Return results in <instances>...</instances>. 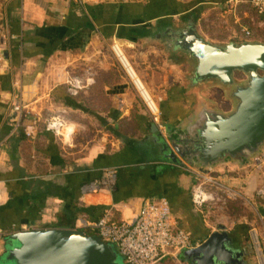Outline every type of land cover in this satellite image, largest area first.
I'll return each mask as SVG.
<instances>
[{
    "label": "crops",
    "instance_id": "0c3cea01",
    "mask_svg": "<svg viewBox=\"0 0 264 264\" xmlns=\"http://www.w3.org/2000/svg\"><path fill=\"white\" fill-rule=\"evenodd\" d=\"M213 1L209 5L221 12L227 28L222 42H264L256 35L257 28H264V13H258L247 0ZM197 7L192 5L180 14L195 13ZM148 8L142 3L104 0L10 1L6 27L0 36L3 53L0 64L1 228L9 233L78 229L94 235L91 229L81 227V221L94 224L105 213L113 220L127 221L143 203L164 197L170 203L175 227L189 232L196 248L223 226L232 238L234 249L244 253L242 264H264V224L260 219L264 217V195L259 194L264 188V165L258 170L255 165L224 164L213 170L239 195L237 198L245 209L254 213L252 218L242 216V220L231 225L227 223L228 216L211 220V216L218 215L216 206L202 210L194 206L190 195L195 182L193 172L165 159L161 148L153 142L152 131L155 126L159 131L160 128L115 56L104 61L97 58L101 71L116 72L120 77L119 82L105 85L100 91L107 104L93 109L96 123L108 130L103 136L106 139L99 143L95 137L67 148L44 129L41 120L58 115L59 111L86 112L80 102L68 96L65 82L71 73H77L84 61L93 58L90 54L94 47L104 43L111 51L114 41L133 43L126 48V53L131 65L140 72L142 79H139L149 94L158 100L155 101L164 126L171 127V132L180 131L179 123L197 113V100L192 105L183 99L195 97L190 78L185 76L179 86L176 78L171 77L190 58L174 56L177 58L162 67L149 62L150 49L146 51L144 47L148 44L146 33L169 21L154 27L144 26L145 21L162 15L160 9L151 12ZM242 28L251 31L249 38ZM152 49L150 53H157L155 47ZM21 96L33 113L26 124L38 123V133L32 139L25 138L22 131L15 134L11 131L13 115L9 108ZM132 122L140 137L117 131ZM111 171L117 175L113 190L83 192L92 182L106 181ZM253 231L259 246H254ZM159 264H191V261L181 252L165 254Z\"/></svg>",
    "mask_w": 264,
    "mask_h": 264
},
{
    "label": "water",
    "instance_id": "95a60500",
    "mask_svg": "<svg viewBox=\"0 0 264 264\" xmlns=\"http://www.w3.org/2000/svg\"><path fill=\"white\" fill-rule=\"evenodd\" d=\"M176 37L173 46L193 61L195 82L214 81L234 88L231 99L235 104L228 113L198 111L181 121L177 132L182 142L171 135L165 139L155 126L152 140L164 158L177 166L186 162L207 171L215 165L241 164L259 154L264 148V43L220 46L202 35L193 20L187 29L177 31ZM120 45L129 48L133 43L120 41ZM237 72L246 76L244 84H237ZM165 128L171 132V127ZM186 134L190 135L188 140ZM225 229L220 227L202 245L184 251L191 264H242L244 253L234 249ZM5 243L0 264H122L113 245L78 229L23 230L9 236Z\"/></svg>",
    "mask_w": 264,
    "mask_h": 264
},
{
    "label": "built area",
    "instance_id": "2783aa9c",
    "mask_svg": "<svg viewBox=\"0 0 264 264\" xmlns=\"http://www.w3.org/2000/svg\"><path fill=\"white\" fill-rule=\"evenodd\" d=\"M258 13H264V0H247ZM244 35L249 38L251 31L242 28ZM112 53L126 71L128 77L133 81L134 86L144 106L147 107L154 122L158 125L161 119V110L155 99L149 94L143 83L137 76L130 61L127 59L124 48L120 42L114 41L110 46ZM2 60V58L0 59ZM92 84L94 78L91 73L87 76H69L65 82L66 92L69 97L77 98L85 92ZM24 102L22 96L13 102L10 112L13 117L10 120L12 134L22 131L25 138L32 139L38 133V123L32 121V111ZM46 132L58 138L64 147H71L74 144V137L78 134L76 125L71 124L59 115H52L41 120ZM3 144H0V148ZM186 163H182L186 168ZM264 165V155L256 158L255 166L261 170ZM191 168V167H188ZM194 174L195 185L192 190V202L196 208L202 210L211 207L219 200V193L226 194L228 198L239 197V195L229 188L218 177L213 176V169L207 171L200 169L191 170ZM117 175L114 171L107 173V180L92 182L85 186L84 193H97L101 190H113L116 185ZM264 195V188L259 191ZM264 224V217L260 218ZM81 227L89 228L99 236L104 243L111 244L117 248L126 264H159L165 254H178L186 250L195 249L191 234L183 229L176 228L170 203L167 198L149 200L140 207L137 214L130 220H113L109 213H105L96 223L87 224L81 221ZM14 233H9L1 228L0 225V257L4 252L6 239ZM252 239L254 246H259V239L253 231Z\"/></svg>",
    "mask_w": 264,
    "mask_h": 264
},
{
    "label": "rangeland",
    "instance_id": "374dc122",
    "mask_svg": "<svg viewBox=\"0 0 264 264\" xmlns=\"http://www.w3.org/2000/svg\"><path fill=\"white\" fill-rule=\"evenodd\" d=\"M11 0H0V36L1 31L3 28L6 27V12H7V7L9 5ZM104 1H114L116 3H124V4H137V3H142L147 5L149 7L148 9L151 8V12H157V9H160L162 15L157 16L155 18H152V20H147L143 24L144 26H156L159 22H167L170 21L171 25H173L174 28H183L184 27V19L188 18L189 20L195 21V24L198 26V30L204 35L206 38H208L212 43L218 44V45H226L223 40V35L225 32H227V28H225V24H223L222 20L224 21L223 17L220 16L221 12L220 11H214L212 7L209 5L213 0H104ZM198 6L195 9V13H189L187 15L185 14H180L182 11L188 9L191 6ZM194 12V11H193ZM204 17H202V16ZM184 17V18H183ZM239 30V29H238ZM241 31V29H240ZM244 34V33H243ZM256 35L261 37L264 40V28H257L256 30ZM255 35V36H256ZM237 43H242L240 41H237ZM264 43V42H263ZM162 45L156 41H148V44L145 45V50L150 49L148 57H149V62L156 63L158 66L162 67L164 64H168L169 60L171 59H176L174 56H178L179 58L181 56L185 57L187 59V55H185L182 52H176L174 53H167ZM108 46L104 43L97 45L94 47L92 54L90 56H93V58L88 59L87 61H84L82 65L77 69V73H71L69 76H80L84 77L87 76L89 73L93 75L94 78V84H92L85 92H83L79 97L75 98L74 100H77L78 102L81 103V108L83 110H88V112H73V111H68L67 113L63 111H59L58 115H61L65 120L69 121L71 124H74L78 128V134L76 137H74V144L75 143H82V141H86L89 139H94L96 137L97 142H101L104 138L106 128L98 122L96 123L95 121V116L93 115V109H101L103 108L107 103L105 101V97L100 94V91L104 89L105 85H113L114 83L119 82L120 77L119 74L116 72H110L106 73L104 71L100 70V66L102 65L99 64V61L97 58L102 59L104 61L105 58L108 59H114V55L111 53L110 49L107 48ZM152 47L156 48L157 53H150L153 51ZM148 51V50H146ZM124 52L127 57V59L132 63L130 58L128 57L126 53V47H124ZM2 58L3 60V53H2V48L0 46V59ZM137 58V57H136ZM0 60V64L2 62ZM191 60V59H190ZM188 59V64L186 66H183V68L178 69V72L175 76L177 82L182 85L185 76L187 78H190V75L194 73V64L193 61H190ZM192 62V63H191ZM154 65V69L158 67L157 65ZM133 65V64H132ZM143 66V65H141ZM72 67V66H71ZM136 74L140 79H142L140 72L136 69V66L133 65ZM145 69V67H142ZM150 69H148L149 72ZM151 75V72H149ZM161 74V73H157ZM235 75V79L237 84H244L245 80L247 79L245 75H242V73L237 72ZM152 76V75H151ZM147 89V88H146ZM228 88L225 86H222L219 82H208V83H203L200 85V87L194 89V94L195 97L194 99L188 97V98H183L184 100L188 99L190 101V104L193 103L197 100V112L200 110L201 106L210 109V110H219L221 112H230L231 109V99L229 94L227 93ZM181 98V97H180ZM155 99V98H154ZM135 100L137 103H140V99L138 97H135ZM157 100V99H155ZM158 101V100H157ZM160 102V101H159ZM224 106V108L222 107ZM234 108V106H233ZM224 111H223V110ZM51 114V113H50ZM52 114H55L52 112ZM52 116V115H51ZM162 117V116H161ZM158 126L160 128V131L165 137L167 135L166 128L160 119ZM117 131L125 136H131V137H140V133L138 129L135 126V123L132 122L128 126L117 129ZM108 133V132H107ZM114 137V136H113ZM112 139V138H109ZM261 155H264V148L260 151L259 154L250 157L248 161L242 163V164H247L248 166L251 165L254 167V159L256 157H260ZM233 165H238L234 164ZM231 164V165H232ZM186 166V170H197L199 169L198 167L191 166L189 164ZM221 165H215L211 167L213 170H217ZM191 167V168H188ZM213 176L217 177L215 172L213 171ZM225 183V182H224ZM195 185V182H194ZM227 185V184H226ZM219 200L213 204L212 206H216V211L218 212V215L216 216H211L212 219H220L222 216H228L227 217V223L229 225L233 223H237L238 221L242 220V216H247L251 217L253 216V211L250 209H245V205H242L240 203V200L238 198H228L226 194L219 193ZM239 200V201H238ZM210 207L213 209V207ZM209 218V219H210ZM226 221V220H225ZM224 223H221V225ZM249 241L251 242V239L249 237ZM6 243H4L3 249H6ZM115 251L117 252L116 247L114 246ZM118 253V252H117ZM4 252L2 253L0 257V263L3 261ZM119 256V255H118ZM122 264H124V260L120 256Z\"/></svg>",
    "mask_w": 264,
    "mask_h": 264
},
{
    "label": "flooded vegetation",
    "instance_id": "af4514ba",
    "mask_svg": "<svg viewBox=\"0 0 264 264\" xmlns=\"http://www.w3.org/2000/svg\"><path fill=\"white\" fill-rule=\"evenodd\" d=\"M183 23H184L183 28H174L173 25H171L170 21L168 23H163L159 26L152 28L150 31L148 30L145 38L147 39V41L150 40V41H156V42L160 43L162 45L161 47H163V49L167 53H170V54L174 53L175 54L176 52H178L176 50L175 46H173V45H175V42L177 41L176 32L187 29V27L190 23V20L188 18L184 19ZM169 30H170V32H168ZM201 84H203V83H201V81H200V83L195 82L193 74L190 75V80H189L190 86H192L195 89V88L200 87ZM227 88H228L227 93L229 94L230 99H231V93H232L234 88H230V87H227ZM233 104H235V102L233 99H231V106H230L231 109H233V106H234ZM222 107L224 108V106H222ZM199 111L205 113V112L211 111V110L201 106ZM170 135L173 136L175 140H177L176 142H182L183 141L182 139H179L180 137L178 135V132L172 131V132H170ZM186 135L187 136L185 137V139L188 140L190 135L189 134H186ZM179 146H182V145L180 144ZM193 160H195V159H193ZM246 161H248V159L245 160L244 162H246ZM5 251H6V249H4V253H5Z\"/></svg>",
    "mask_w": 264,
    "mask_h": 264
},
{
    "label": "trees",
    "instance_id": "16d2710c",
    "mask_svg": "<svg viewBox=\"0 0 264 264\" xmlns=\"http://www.w3.org/2000/svg\"><path fill=\"white\" fill-rule=\"evenodd\" d=\"M0 88H1V80H0ZM87 112H88V110H86ZM161 115H162V113H161ZM90 235H93V234H90ZM95 235V234H94Z\"/></svg>",
    "mask_w": 264,
    "mask_h": 264
},
{
    "label": "bare ground",
    "instance_id": "6f19581e",
    "mask_svg": "<svg viewBox=\"0 0 264 264\" xmlns=\"http://www.w3.org/2000/svg\"><path fill=\"white\" fill-rule=\"evenodd\" d=\"M138 76V75H137ZM143 86L145 87V85L143 84ZM146 88V87H145ZM147 90V89H146ZM148 91V90H147Z\"/></svg>",
    "mask_w": 264,
    "mask_h": 264
}]
</instances>
